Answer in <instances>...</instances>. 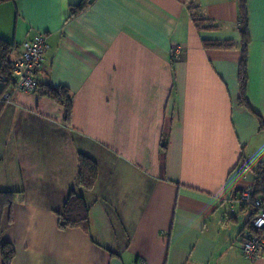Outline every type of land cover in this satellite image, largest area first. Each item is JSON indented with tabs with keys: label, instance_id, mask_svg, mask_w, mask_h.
<instances>
[{
	"label": "crops",
	"instance_id": "1",
	"mask_svg": "<svg viewBox=\"0 0 264 264\" xmlns=\"http://www.w3.org/2000/svg\"><path fill=\"white\" fill-rule=\"evenodd\" d=\"M80 1L0 3L11 61L45 35L40 84L73 98L67 127L62 106L0 81V193H14L0 264L5 243L12 264H264L243 255L254 211L236 203L264 163V0L247 3L246 106L238 0H90L70 17ZM80 154L99 168L90 231L60 230Z\"/></svg>",
	"mask_w": 264,
	"mask_h": 264
},
{
	"label": "trees",
	"instance_id": "2",
	"mask_svg": "<svg viewBox=\"0 0 264 264\" xmlns=\"http://www.w3.org/2000/svg\"><path fill=\"white\" fill-rule=\"evenodd\" d=\"M8 0H0V3ZM240 6L239 31L242 57L239 67L240 80V103L248 105L247 85H248V46L250 44L249 18L247 12L248 0H238ZM90 0H81L78 5L71 6L70 17H75L87 9ZM193 11V8H192ZM194 25L199 31L216 30L213 22L200 16L198 13L192 16ZM204 48L208 50H232L237 47L234 41L211 42L203 41ZM16 44L9 43L0 38V75L5 77V87H14L13 74L11 73V54ZM40 97H45L59 104L64 108V123L71 127V118L73 110V98L70 91L65 87L53 88L48 85L39 86L35 92ZM79 173L76 190L72 191L64 205L63 210L58 214V228L67 230L71 228H81L86 232L90 231V207L86 203L85 194L92 191L98 180L99 168L96 162L90 158L78 156ZM255 196L264 198V163H261L253 175ZM14 200V193H0V234L2 232V219L5 210L11 207ZM253 216V214H252ZM250 224V222H249ZM248 224V225H249ZM1 257L3 264H12L15 257V251L11 244L5 243L1 248Z\"/></svg>",
	"mask_w": 264,
	"mask_h": 264
},
{
	"label": "built area",
	"instance_id": "3",
	"mask_svg": "<svg viewBox=\"0 0 264 264\" xmlns=\"http://www.w3.org/2000/svg\"><path fill=\"white\" fill-rule=\"evenodd\" d=\"M46 49L47 38L43 34H37L31 40L22 43L20 56L11 61L16 91L23 94L36 92ZM179 51L177 47L175 52ZM5 80V77L0 75V81ZM10 99L8 91L4 94L3 100L9 102ZM236 203L241 207H250L254 211L242 238V252L248 260L256 261L264 253V198L255 196L254 185H250L239 194Z\"/></svg>",
	"mask_w": 264,
	"mask_h": 264
},
{
	"label": "rangeland",
	"instance_id": "4",
	"mask_svg": "<svg viewBox=\"0 0 264 264\" xmlns=\"http://www.w3.org/2000/svg\"><path fill=\"white\" fill-rule=\"evenodd\" d=\"M193 14H196V13H193Z\"/></svg>",
	"mask_w": 264,
	"mask_h": 264
}]
</instances>
